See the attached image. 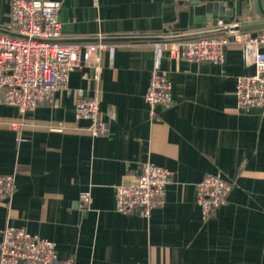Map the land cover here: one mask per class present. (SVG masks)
Segmentation results:
<instances>
[{"label":"crops","instance_id":"obj_1","mask_svg":"<svg viewBox=\"0 0 264 264\" xmlns=\"http://www.w3.org/2000/svg\"><path fill=\"white\" fill-rule=\"evenodd\" d=\"M57 1L60 41L80 45V66L54 102L25 112L5 104L0 91V174H15L16 183L0 199V240L6 224L23 227L74 264H264V107H241L236 97L238 78L255 71L238 40L264 26L262 0ZM192 1L222 3L229 15L196 23ZM9 12L10 0H0V32ZM217 19L237 24L224 61L164 54L172 100L151 114L144 95L153 41L104 38L223 35L208 24ZM94 95L107 127L96 136L91 119L74 115L75 100ZM58 123L63 130L50 129ZM145 162L171 172L164 203L149 217L117 212L115 186L133 181ZM208 173L232 187L203 219L196 184Z\"/></svg>","mask_w":264,"mask_h":264},{"label":"built area","instance_id":"obj_2","mask_svg":"<svg viewBox=\"0 0 264 264\" xmlns=\"http://www.w3.org/2000/svg\"><path fill=\"white\" fill-rule=\"evenodd\" d=\"M262 2L264 6V0ZM59 8L57 0H10L6 31L0 32V91L4 93L3 102L16 106L20 112L42 102H54V93L67 86L70 72L80 66V45L60 41ZM208 24L225 28V34L153 41L155 59L144 95L151 114L157 105L168 107L172 100L170 81L161 69L164 54L170 59L189 62L224 61L226 48L237 39L233 30L237 24H227L223 19ZM238 41L244 61L255 67L253 74L237 80L238 104L264 107V26L257 35ZM99 72L100 67H96L94 78H98ZM74 115L76 119L92 120L88 129L92 135L106 133L96 95L78 97ZM63 127L58 123L50 129L61 131ZM170 178L168 169L151 162L143 163L133 181L115 186V210L124 215L149 217L152 209L164 203ZM231 187L218 173H208L196 184V201L203 219H208L216 208L225 204ZM15 188V174H0V199L11 197ZM89 198V193L84 191L79 201L86 206ZM0 264H74V259L59 257L53 241L23 227L6 224L0 240Z\"/></svg>","mask_w":264,"mask_h":264},{"label":"water","instance_id":"obj_3","mask_svg":"<svg viewBox=\"0 0 264 264\" xmlns=\"http://www.w3.org/2000/svg\"><path fill=\"white\" fill-rule=\"evenodd\" d=\"M193 5V15L194 21L196 23H203L207 22L208 20L216 19L218 16L229 15V11H227L222 3L218 2H204L201 3L200 1H192ZM262 13L264 14V9L262 8ZM222 31H226L225 28L219 29ZM216 32L215 30L196 33L198 36L207 35L208 33ZM185 35H178V36H137V37H110L104 38L106 40H113V41H144V40H175V39H183Z\"/></svg>","mask_w":264,"mask_h":264},{"label":"trees","instance_id":"obj_4","mask_svg":"<svg viewBox=\"0 0 264 264\" xmlns=\"http://www.w3.org/2000/svg\"><path fill=\"white\" fill-rule=\"evenodd\" d=\"M118 42H129V41H113V40H110V41H106L107 44H114V43H118Z\"/></svg>","mask_w":264,"mask_h":264}]
</instances>
